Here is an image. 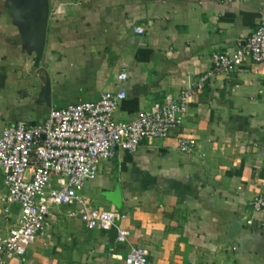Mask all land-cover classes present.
<instances>
[{
  "label": "crops",
  "instance_id": "obj_1",
  "mask_svg": "<svg viewBox=\"0 0 264 264\" xmlns=\"http://www.w3.org/2000/svg\"><path fill=\"white\" fill-rule=\"evenodd\" d=\"M4 13L0 8V133L46 120L50 109L35 103L46 76L51 109L125 90L115 113L122 121L191 91L181 125L167 138L145 141L135 153L116 148L85 184L88 209L127 218L109 231L89 230L68 216L78 208L58 207L28 250L29 264H126L138 246L149 250L148 264H264V213L253 208L264 195V63L197 88L214 53H233L254 33L264 0H50L44 57L33 71L7 56ZM183 137L196 139L191 154L179 149ZM7 192L0 172V197ZM235 213L249 219L225 246ZM19 218V205L0 203V238ZM119 228L129 231L126 242L117 240ZM0 264L19 260L0 253Z\"/></svg>",
  "mask_w": 264,
  "mask_h": 264
},
{
  "label": "built area",
  "instance_id": "obj_2",
  "mask_svg": "<svg viewBox=\"0 0 264 264\" xmlns=\"http://www.w3.org/2000/svg\"><path fill=\"white\" fill-rule=\"evenodd\" d=\"M135 31L143 34L137 27ZM212 70L200 79L197 88L217 75H229L246 64L264 63V16L254 33L233 52L212 56ZM127 73L119 75L127 80ZM168 95L130 121L115 119L119 105L126 99L125 90L108 92L97 102H84L61 109H51L46 120L35 126L20 122L0 133V172L7 193L0 203L20 206V218L8 236L0 238V253L16 257L19 264H29L28 250L58 207H76L68 216L79 217L89 230H111L126 215L96 208L88 209L82 195L85 184L96 178L98 165L113 158L116 148L135 153L148 140L167 138L177 129L187 113L189 94ZM196 139L179 141L182 153L191 154ZM264 213V195L253 202ZM129 231L119 228L117 240L126 242ZM149 250L132 247L126 264H148Z\"/></svg>",
  "mask_w": 264,
  "mask_h": 264
},
{
  "label": "water",
  "instance_id": "obj_3",
  "mask_svg": "<svg viewBox=\"0 0 264 264\" xmlns=\"http://www.w3.org/2000/svg\"><path fill=\"white\" fill-rule=\"evenodd\" d=\"M5 10L2 18L7 19L10 30L7 35V56L29 63V71L39 70L46 48L50 18V0H0ZM36 104L48 106L51 111V83L49 77L41 86ZM48 113V114H49ZM108 197V195H107ZM111 199V195L108 197ZM114 194L112 201L114 202ZM249 219L248 215L235 213L225 232L224 245L231 244L240 234Z\"/></svg>",
  "mask_w": 264,
  "mask_h": 264
},
{
  "label": "rangeland",
  "instance_id": "obj_4",
  "mask_svg": "<svg viewBox=\"0 0 264 264\" xmlns=\"http://www.w3.org/2000/svg\"><path fill=\"white\" fill-rule=\"evenodd\" d=\"M56 211H54V213H55Z\"/></svg>",
  "mask_w": 264,
  "mask_h": 264
}]
</instances>
